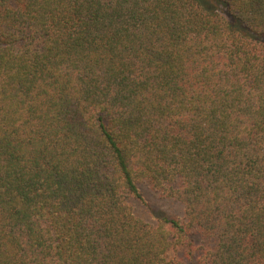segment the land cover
Returning a JSON list of instances; mask_svg holds the SVG:
<instances>
[{
  "label": "trees",
  "instance_id": "16d2710c",
  "mask_svg": "<svg viewBox=\"0 0 264 264\" xmlns=\"http://www.w3.org/2000/svg\"><path fill=\"white\" fill-rule=\"evenodd\" d=\"M182 250L264 264V0H0V264Z\"/></svg>",
  "mask_w": 264,
  "mask_h": 264
},
{
  "label": "rangeland",
  "instance_id": "374dc122",
  "mask_svg": "<svg viewBox=\"0 0 264 264\" xmlns=\"http://www.w3.org/2000/svg\"><path fill=\"white\" fill-rule=\"evenodd\" d=\"M139 187L144 200L133 202L135 213L139 218L154 225L158 223L159 219L165 217L184 220L185 209L182 204L163 197L161 194L155 192L148 183H143ZM202 242H204L202 237L196 238L197 245ZM175 259L184 261V264H195L188 261L185 250L172 253L170 260ZM172 264H176V262L172 261Z\"/></svg>",
  "mask_w": 264,
  "mask_h": 264
}]
</instances>
